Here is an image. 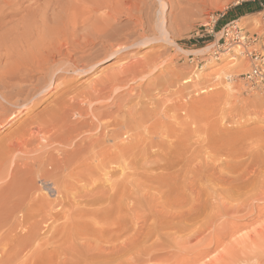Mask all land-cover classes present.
<instances>
[{"label":"rangeland","instance_id":"374dc122","mask_svg":"<svg viewBox=\"0 0 264 264\" xmlns=\"http://www.w3.org/2000/svg\"><path fill=\"white\" fill-rule=\"evenodd\" d=\"M244 2L254 1L172 0L174 7L172 6L171 11L169 9H165L163 12L165 18L164 27L167 28L168 32H170V44L161 42L155 46L145 47L140 50L132 49L125 54L128 56L130 55L129 57H132V59H140L142 57L144 58L146 55H153L154 53L158 55L156 61L157 64H150L151 68H148L147 71L144 72L145 77L143 74L137 76L134 79L127 77L130 79L129 84L127 83L128 85L124 86L123 82H120V84L116 86V91H113L112 89L111 90L113 92L110 91V88H108L109 84H105L104 86V89H109L107 90L108 93L106 90L102 91L104 90L103 87H100L102 90L99 88L102 92L101 99L100 97L99 99L95 98V102L92 104V106L96 108H94V110H98L99 112L104 111V115L106 117L103 115V117L99 120L100 122L95 120L94 127H92L89 132L81 135L78 141L80 140L79 142H81V140H84L86 147H88L87 143H90L89 141H91L90 144H94V147L98 144L99 148L102 147L101 150H103L104 147V150L106 148V151L109 150L108 152H113V154L114 152H118V146L121 149L127 148L130 155V159H128L130 163L126 166V171L119 170L120 164L118 166L115 165L116 163H113V165H110V167L118 170V172L113 173V175H106L105 172H100V170L102 165H106L105 162L108 160L102 162L103 160H100L101 158H97L98 160L93 159V161L87 166V169H89L87 172L91 173H89L90 176H88L89 174H86V181L83 180L77 182L76 176H69L67 171H64L61 176L54 166L56 162L51 161V159L47 160L48 156L52 154V156L55 157L57 155V159L61 158V151H67L70 148L62 147L58 143L48 145L38 140L39 142L30 145V147L28 146V148H26V146L23 147V154H19V152L16 151L14 155L17 157L15 156V159H13V164L15 165L13 167L15 168L13 194L15 195V198L17 197L18 199H22L23 197L28 198H26L27 202L25 205L29 210V216L32 217V219L30 218L29 223L31 225L36 224L39 226L40 230L37 232L39 239L34 243V248H36L38 244H41V240L43 242L46 239L55 237L54 240L49 244L45 243L39 250H37L38 253L36 252L34 257H38V254H43L44 250L52 252L51 250L54 247L59 249V243L65 235H58L57 232L54 231V227L65 222L61 219L62 215L64 219H67L66 216L71 214L72 209H75L74 205L76 208L79 207L83 209V211L78 218H72V220H77V222L81 224L88 225L89 228H93L94 231L97 232H94V234L83 235L81 237L92 240L94 239V243L99 242L97 239L104 238L105 240L102 241V245L106 246L119 243L131 235L129 232L117 240L110 239V236H113L112 232L117 231L120 226L133 223L131 216L128 213L129 209H134V207L137 206H142L144 208H148V206L152 205L158 206L157 201L159 202L161 197H163V201L165 202L166 198L174 197L180 190L179 188L181 186V180L176 178H166L162 180L160 178L154 177V174L161 175L160 171H145L151 170L155 164L151 159L144 160L141 157H135V155L139 154V151L138 149L133 148V146L136 145V141L133 139V134L131 132L128 134L125 130L124 132L123 130H120L119 132L121 138L117 140L118 143L117 141L112 142L108 137H104L103 134L102 137L99 135L105 132H102L101 130L102 124L108 125V127L111 125L112 128V120H114L116 117V108L112 106V103L115 101V99H111L113 97H119V101L122 99L125 106L127 105L126 109H133L134 111H140V109L147 108L155 109L152 107H155L154 104H157V111L160 113L164 111V116L161 114L162 121L164 120L163 129H160L163 139L167 142L172 141L174 142L172 144L176 145L178 144V141L180 143L188 144L190 147L192 146L191 148L194 150L193 155H195V150L197 155H195V164L196 162L198 164V161H201V163H203L202 165H205V162L208 164L210 163L209 165H205L206 168L208 169V166L212 165L209 169L211 170L212 168L216 171V173L218 172L217 175H222V179L233 180V178H240V175L241 177L243 175L244 178H248L251 176L249 172H251V174L252 172L256 173L257 166H254L256 162L253 159H258L257 156L264 158V92L249 91L243 86L242 81L239 80V76L242 73H245L248 67L247 62L240 55H235L233 52H228L226 54H222L217 60H214L215 58L208 61L203 59V57H207V55H212L211 52L213 50V45L219 38L220 30L230 21L238 19L241 28L246 30L248 33H262L264 31V25L261 19V11L253 14H243L242 16L235 14L232 11L234 7ZM256 2L257 1L253 3L254 8L257 6ZM20 3L23 4L22 7H25V10H22L20 13L14 15L12 18L13 20H18L22 17L29 19L31 16L27 15L31 13L35 15L34 17L36 18V23L41 24V22H39V17L42 16V18H44L46 21L47 29L48 27L50 29L52 27L53 31H57L59 25L61 27L59 31L62 30L64 34L69 37V34L73 36L75 30L73 33L71 31L74 28H79L82 26L83 29H90L92 28L90 25L93 23L94 27L98 26V19L101 17L100 15H103L104 12L106 13L108 7L107 5L115 3V0H22ZM179 7L181 8L179 9ZM16 8L17 7L14 6V9ZM68 18L70 22L68 21ZM86 18H88V20ZM95 19L97 21H95ZM55 22H57V24L60 23L61 25H56L54 24ZM52 23L57 26V29H53L54 25ZM121 23H124V21ZM76 31L81 30L78 29ZM86 49L87 50L84 55L93 52L94 47L90 46ZM77 56H80V54H77ZM233 56L236 57V59L242 61L243 64L240 67L241 69L223 70L228 64L233 62L231 60V57ZM128 61L131 60L128 59ZM121 65L126 66L128 64L118 65L115 63V60H111L109 62L99 64L95 70L85 75L65 73L64 78L66 79V82H68H64L63 86L64 84H67V89L74 88L78 90H85L90 86V84L93 83V81H96V79L99 81L100 79L104 78L106 74H110L114 69L121 67ZM141 77H143L142 80H140ZM126 79H124V81H129ZM186 79H190V82L183 84V81ZM185 86H188L187 90L184 88ZM122 88L125 91H123ZM125 88H129L130 91L128 89L126 90ZM186 93H188V95ZM51 96L48 100L40 104L39 107L34 110V114H36V112L42 109L43 106L47 105L53 100L54 96ZM112 100L113 102H111ZM154 101L155 103H153ZM105 105H109L108 108L112 107V110L107 111L108 109L105 108ZM99 106H102L104 109L102 107L100 108ZM84 107L87 108L86 106ZM158 107L161 108V111ZM71 115H69V121L72 119L73 122L79 121L76 115ZM166 115L167 118L165 117ZM17 119L21 121L24 119V115H20ZM16 120H13V122L7 126L0 128V137L6 135L9 133V131H12L14 127L16 128L17 122L14 123ZM164 129L166 133L168 131V135L170 134V140L169 138L165 139L166 134L164 135ZM170 129L171 131H169ZM99 136L101 143H99L97 140L95 144L94 142L96 139H99ZM177 136L178 138L176 139ZM115 144H117V150L114 146ZM99 148L96 146V153L99 151V154L103 152V154L107 156L108 154L109 156L112 155L111 153H104V151L98 150ZM212 149H214V151ZM58 151L60 153H58ZM199 152L200 158L198 156ZM203 152H205V154ZM257 152L258 154H256L257 156L254 158L255 153ZM96 153H94V156H96ZM213 153L214 156L210 157V155H213ZM101 154L99 155L100 157ZM45 161H47V163H45ZM194 162L192 165H194ZM9 166L13 165L11 164ZM259 166H261V164ZM91 168H93V171ZM82 169L85 170L86 167L85 169ZM177 169H179V167ZM53 171H55L54 174L56 175V178H52L54 175L52 174ZM215 171H213L214 173L212 172V174L215 175ZM7 172L9 174V171ZM117 173L119 176L115 175ZM124 173L125 175L123 176ZM216 176L213 177H220ZM243 177L242 180L244 179ZM3 183H8L7 177L6 179L2 180V182H0V185ZM88 183L90 185L89 187L87 185ZM69 185L73 186H71V190L67 189L70 188ZM257 185L255 188V185L253 187H248V190L246 189L247 193L244 191V189H242L241 192L243 194H239L237 198L240 195L241 196L238 199H236V194H234L225 200L229 203L228 204L227 202H224L227 207L229 206V208H227V212L225 213L226 215L224 214L225 216L222 215L221 217L215 219V223L213 222L214 226L212 225L210 228L211 231L208 230L209 232H205V234L202 235L203 237L200 236L201 242L198 241L200 238L195 240V237H192L194 242L191 237L190 241L189 233L187 232L178 234L170 230H164L160 233L163 237V239L160 241L165 244V248L167 245V249H162L163 246L161 247V245H159L160 243L157 242L160 248L158 246L150 256L144 258L148 261H144L143 259V261L140 263L264 264L263 176ZM211 187L212 190H216L215 187ZM60 188H62V190H60ZM69 190L70 193H68ZM74 190L76 191L74 192ZM90 190H94V192L89 196L86 195V192ZM138 196L142 197L143 200L141 202L138 201ZM143 196H145L147 199H144ZM234 204L236 206H234ZM233 210L236 214H232ZM40 213L42 215H40ZM55 214H61L59 220H62L63 222L59 221L58 223L56 222L53 224L52 220H49V218H51L49 215L52 216ZM19 216L21 215H18V218L21 219L22 216ZM42 220H44L45 223L40 222ZM151 226L152 225L149 222L145 231V233L148 231L147 234H149V236L153 234V227ZM17 232L19 234L24 233L20 227L18 228ZM228 232H230V234ZM179 235H181V238L183 239L184 237L186 238V236H188L186 239H189V243L188 241L186 242L184 240L182 245L179 244V242L182 240L181 239L178 241L180 237ZM217 236H222L221 239H223V237L224 239L222 244L215 246V243L209 242V239L215 238ZM150 237L146 241L145 245L154 243V238ZM176 239L178 242L176 245L177 247L174 244L177 243ZM167 240H169L170 244L166 242ZM160 256H162V258ZM159 257L160 259L158 260ZM198 257L201 258L199 259ZM153 258L155 259L153 260ZM94 264L99 263L96 261Z\"/></svg>","mask_w":264,"mask_h":264},{"label":"bare ground","instance_id":"6f19581e","mask_svg":"<svg viewBox=\"0 0 264 264\" xmlns=\"http://www.w3.org/2000/svg\"><path fill=\"white\" fill-rule=\"evenodd\" d=\"M21 1L22 0H0V128L7 126L20 115H24V119L21 121L17 119L14 122H17L16 128L14 127L12 131H9V133L3 137H0V182L6 179V177L8 178V183L0 185V264H94L96 261L99 264H141L140 262H142L144 258L150 256L159 245H161V247L163 246L162 249H167V245L165 248V244L160 241L163 239L160 234L162 231L170 230L178 234L187 232L189 233V239L191 237L194 242V239L198 240L200 236L205 234V232L208 230L211 231L210 228L212 225L214 226L216 218L226 215L225 213L229 206L227 207L224 202H227L225 201L227 198L236 194L235 197L238 199L241 195L238 198L237 196L243 194L241 192L242 189L246 191V189L248 190V187H253L255 185V188L256 185L259 184L261 177H264V158L257 156L256 154H258V152L255 153L254 156V158L257 156L258 159H253L256 162L254 166H257L256 173L252 172L251 174V172H249L251 176L248 178H244L242 175L244 178L243 180L241 175V179L239 177L236 179L233 178V180L229 179L230 181L222 179V175H217L218 172L216 173L212 168V171L209 169L212 165L208 166V171L205 165H209L210 163L208 164L205 162L206 164L202 165L203 163L198 161V164L197 162L195 164L196 150L195 155H193L194 150H192V146L190 147L188 144L180 143L178 141V144L176 145L172 144L174 143L172 141L167 142L163 139L160 129H163L164 120L162 121L161 114L164 116V111L162 113L157 111V104H154L155 107H152L155 109L147 108L140 109V111H134L133 109H126L127 105L125 106L123 100L121 99L122 102L121 100L119 101V97L116 96L115 98H111L115 99L114 102L113 100L111 102H113L112 106L116 108V117L112 120V128L111 125L108 127V125L102 124L101 130L102 132H105L99 135L102 137L103 134L104 137H108L112 142H116L121 138L120 130H123V132L125 130L128 134L131 132L133 134V139L136 141V145L133 146V148H136L139 151V154L135 155V157H141L144 160L151 159L155 164L151 170L145 171H160L161 175L154 174V177L162 180L166 178H176L181 180L179 192H177L172 198H166L165 202L163 201V197H161L160 201H157L158 206L152 205L148 206V208L137 206L134 207V209H129L128 213L130 214L133 223L120 226L117 231L112 232L113 236H110V239L117 240L129 232L131 235L119 243L106 246L102 245V241L105 240L104 238L97 239L99 241L98 244L94 243V239L92 240L81 237L96 232L93 228H89L88 225L81 224L77 222V220H72V218H78L83 209L79 207L76 208L74 205L75 209H72L71 214L66 216V220L62 215L61 219L65 221L64 223H62V220H59L61 214L49 215L51 218H48L49 220H52L53 224L62 221V224L54 227V231L57 232L58 235L63 234L65 236L59 243V249L54 247L51 250L52 252L44 250L43 254H38V257H34L37 250H39L45 243L49 244L55 237H51L50 239L45 238L46 240L43 242L42 240H39L41 244H38L37 247L34 248V243L39 239L37 232L40 229L36 224L31 225L29 223V220L30 218L32 219V217L29 216V210L25 205L28 198L23 197L22 195L23 198L18 199L17 197L15 198V195L13 194L15 175L13 159H15L16 156L14 154L16 151L19 152V154H23V147L26 146V148H28V146L30 147V145L39 142L38 140L48 145L58 143L62 147H68L70 149L67 151L62 150L61 153L58 151V153L62 155L61 158L57 159L56 157L58 156L54 152L56 157L52 156V154L48 156L47 160L51 159V161L56 162L54 166L60 175L64 173V171H67L69 176H76L77 182L83 180L86 181V174L88 175L91 173L87 172V170H89L87 169V166L93 161V159L97 158H101L100 160H103L102 162L108 160L105 162L106 165H102V168L100 167V172H105L106 175H113V173L118 172V170L110 167L113 163H116L115 165L118 166L120 164L119 170L126 171V166L130 163L128 160L130 159V155L127 148L121 149L118 146V152L121 149L120 152H116L117 154L114 152L113 154V152H108L109 150L106 151V148L104 150V147L103 150H101L102 147L99 148L98 144L94 147V144H90L91 141H89L90 143H87L88 147H86L85 141L81 140V142H79L80 140L78 141V139L81 135L89 132V130L95 125L94 121L96 120L98 122L105 113L104 111L99 112L98 110H94L95 107L92 106L95 102V98L99 99L100 97L101 99L102 92L100 91V87H103L104 89L105 84H109L108 88H110V91H116V86L120 84V82H123V85L127 86L130 82L129 78L134 79L141 74L144 75V72H146L148 68H151L150 64H157L156 61L158 55L154 53L153 55H146L144 58L142 57L140 59H132V57H129L130 55L128 56L125 54L132 49L140 50L145 47L155 46L161 42L170 44V32L164 27L165 18L163 12L165 9L171 11L174 3H172V0H115V3L107 5L106 13L104 12L103 15H100L101 17L98 19V26L94 27L93 23L90 25V27H92L90 29H83L82 26L74 28L71 31L73 33L75 30L73 36L69 34L68 37L62 30L59 31L61 27L58 24L60 23H54L58 25V29L57 26L52 23L54 25L53 29L56 28L57 31H53L51 26V29L49 27L47 29L46 21L42 16L39 17V22H41V24L36 23L35 15L31 13L27 15L31 16L29 17L30 20L25 17L13 20L12 18L14 15L25 10V7H22L23 4L20 3ZM14 6L17 8L14 9ZM180 8L181 7H179V9ZM86 19L88 20V18ZM95 21L97 20L95 19ZM122 21H124V23H121ZM78 29L81 31H76ZM90 46L94 47L93 52L84 55L87 50L86 48ZM218 50L219 49L216 47L215 51L218 52ZM77 54H80V56H77ZM211 54V56L207 55V57H203V59L207 61L211 59L213 60V50ZM128 59L131 61H128ZM217 59L215 58L214 60ZM235 59L236 57H232L231 60L233 62L228 64L223 70L241 69L240 67L243 64L242 61ZM111 60H115V63L118 65H128H121V67L114 69L110 74H106L102 79L99 77V81L96 79V81H93V83L90 84L89 87L87 86L88 88L85 90L74 88L67 89V84H64L63 86L64 82H68H66V79L64 78L65 73L85 75L95 70L99 64ZM126 78L129 81H124ZM142 78L143 77H141L140 80H142ZM189 82L190 79H186L183 81V84ZM187 87L188 86H185L184 88L187 90ZM129 88L127 89L129 90ZM105 90L106 88L102 91ZM123 91L125 90L123 89ZM186 94L188 95V93ZM51 95L54 96L53 100L34 114V110L37 109L40 104L48 100ZM153 103H155V101ZM105 106V108L108 109H106L107 111L112 110V107L108 108L109 105ZM71 114L76 115L79 121L73 122V119L71 120L72 122L69 121L68 118ZM165 117L167 118V115ZM169 131H171V129ZM165 134V139L169 138L170 140V134L168 135V131L166 133L164 129V135ZM98 138L99 139H96L94 142L95 144L97 140L101 143L100 136ZM116 145L117 144L114 146L116 147ZM96 146L99 148L98 150L104 151V153H111L113 156H109L108 153L107 156L101 152L102 154L100 153V157L99 151H97V153L95 152ZM212 150L214 151V149ZM93 151L96 153V156H94ZM200 152L198 153L199 158ZM205 152L203 153L205 154ZM217 152L219 153L218 150ZM211 156H214V153L213 155L211 154L210 157ZM193 162L194 165H192ZM45 163H47V161H45ZM259 163L261 166H259ZM11 164L13 166H9ZM178 167L179 169H177ZM91 169L93 171V168ZM7 171H9V174ZM213 171H215V175L212 174ZM54 173L55 171L52 172V174ZM115 175L119 176L118 173ZM124 175L125 173L123 176ZM88 176H90V174ZM213 176H220L221 178L218 177V179ZM52 178H56V175L54 174ZM87 185L88 187L90 186L89 183ZM69 186L70 188L67 189L71 190L72 185ZM211 186H213V188L215 187L216 190H212ZM62 188H60V190H62ZM70 190L68 193H70ZM75 191L76 190H74V192ZM93 192L94 190H90L86 192V195L89 196ZM143 198L147 199L145 196H143ZM142 200V197L138 196V201L141 202ZM234 206L236 205L234 204ZM41 213L40 215H42ZM233 213H235L234 210L232 214ZM18 215L22 216H19L21 219L18 218ZM40 222L45 223L44 220ZM149 222L152 225L151 227H153V236L150 235L152 237L147 234L148 231L145 233ZM19 227L24 233L19 234L17 232ZM228 233L230 234V232ZM148 236L154 238V243L145 245L149 238ZM179 236L178 241L181 239L183 240V242L181 240L179 244L182 245L184 240L189 243V239H186L188 236H186V238L184 237V239L181 238V235ZM192 237L195 238L193 239ZM221 237L222 236L210 238L209 242H214L215 246H218L223 243L224 237L223 239H221ZM198 241L201 242V238ZM157 242L160 244L158 245ZM166 242L169 243V240ZM174 244L176 246L178 242ZM162 249L161 251L163 252ZM160 257L162 258V256ZM154 259L155 258H153V260ZM144 261L148 260L144 259Z\"/></svg>","mask_w":264,"mask_h":264},{"label":"built area","instance_id":"2783aa9c","mask_svg":"<svg viewBox=\"0 0 264 264\" xmlns=\"http://www.w3.org/2000/svg\"><path fill=\"white\" fill-rule=\"evenodd\" d=\"M261 7L264 25V6ZM228 52L240 55L247 62L246 72L239 76L243 86L249 91L264 92V31L263 34L248 33L241 28L238 19L230 21L220 30L219 38L213 45L216 59L220 54Z\"/></svg>","mask_w":264,"mask_h":264},{"label":"trees","instance_id":"16d2710c","mask_svg":"<svg viewBox=\"0 0 264 264\" xmlns=\"http://www.w3.org/2000/svg\"><path fill=\"white\" fill-rule=\"evenodd\" d=\"M255 1H257L256 3L260 2L262 4V6H264V0H254V2ZM254 2H244V3L234 7L232 11L235 14H238L240 16H242L245 13H252L253 14V13L262 11V7L261 6H259L257 8H254L251 11L248 10L253 5Z\"/></svg>","mask_w":264,"mask_h":264},{"label":"crops","instance_id":"0c3cea01","mask_svg":"<svg viewBox=\"0 0 264 264\" xmlns=\"http://www.w3.org/2000/svg\"><path fill=\"white\" fill-rule=\"evenodd\" d=\"M253 1H254V0H253ZM261 5H262V4H261L260 2H258L256 8L259 7V6H261ZM253 9H254V5H252L248 10L251 11V10H253ZM245 14H252V13H245Z\"/></svg>","mask_w":264,"mask_h":264}]
</instances>
